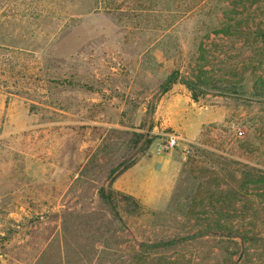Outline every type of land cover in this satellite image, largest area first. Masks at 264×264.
I'll list each match as a JSON object with an SVG mask.
<instances>
[{"label": "rangeland", "instance_id": "1", "mask_svg": "<svg viewBox=\"0 0 264 264\" xmlns=\"http://www.w3.org/2000/svg\"><path fill=\"white\" fill-rule=\"evenodd\" d=\"M246 172L264 0H0V264H264Z\"/></svg>", "mask_w": 264, "mask_h": 264}, {"label": "trees", "instance_id": "2", "mask_svg": "<svg viewBox=\"0 0 264 264\" xmlns=\"http://www.w3.org/2000/svg\"><path fill=\"white\" fill-rule=\"evenodd\" d=\"M186 84H187V86L190 88V89H195V87H196V84H194V83H192V82H186ZM169 85V84H168ZM168 85H163V91H167L168 89H169V86ZM128 167V165H125V166H123L122 167V169L120 170V171H123V170H125L126 168ZM244 175H245V177L244 178H242V180H240V181H238V183H237V187H233L232 188V195H231V198L232 197H234V195H239V191H241V189H244L245 187H247V186H249V184H262V186H264V176H262V175H260V174H258L257 173V175H253V173H251V172H246V173H244ZM251 175H253V177H251ZM115 177L116 176H114V177H112V178H110V185L113 183V181L115 180ZM99 194H100V196L103 198V199H105V200H107V201H110V197H111V195H109L108 193H107V191H106V189L104 188V187H102L100 190H99ZM264 196V195H263ZM236 200H231V205H235L236 204ZM263 202H264V200H263ZM229 216H230V214H225L223 217V219H227V220H230V218H229ZM220 219H222V218H220ZM217 220V224L218 223H220V221L221 220ZM242 237L244 238V239H248V237H247V232H242ZM152 247H154V248H160V247H162V245H160V244H154Z\"/></svg>", "mask_w": 264, "mask_h": 264}, {"label": "built area", "instance_id": "3", "mask_svg": "<svg viewBox=\"0 0 264 264\" xmlns=\"http://www.w3.org/2000/svg\"><path fill=\"white\" fill-rule=\"evenodd\" d=\"M179 136L177 135H170L166 139H162L156 144V151L158 153H166L172 151L178 144Z\"/></svg>", "mask_w": 264, "mask_h": 264}, {"label": "crops", "instance_id": "4", "mask_svg": "<svg viewBox=\"0 0 264 264\" xmlns=\"http://www.w3.org/2000/svg\"><path fill=\"white\" fill-rule=\"evenodd\" d=\"M172 97L173 98H175L176 100H177V97L175 96V95H172ZM181 101V100H180ZM185 101V103H186V106H185V108L187 107V108H189L190 110H192L193 108V103H189V97H186V99L184 100ZM193 137H195L194 136V131H193V133L191 132L190 134H187L186 136H185V138L186 139H188V140H191Z\"/></svg>", "mask_w": 264, "mask_h": 264}, {"label": "water", "instance_id": "5", "mask_svg": "<svg viewBox=\"0 0 264 264\" xmlns=\"http://www.w3.org/2000/svg\"><path fill=\"white\" fill-rule=\"evenodd\" d=\"M141 245L148 246L149 244L148 243H145V242H142Z\"/></svg>", "mask_w": 264, "mask_h": 264}]
</instances>
